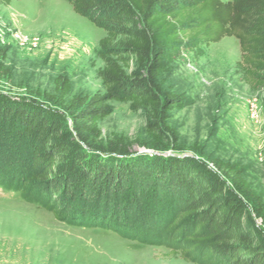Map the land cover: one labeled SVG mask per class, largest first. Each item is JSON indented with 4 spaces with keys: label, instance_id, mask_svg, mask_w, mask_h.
Wrapping results in <instances>:
<instances>
[{
    "label": "rangeland",
    "instance_id": "obj_1",
    "mask_svg": "<svg viewBox=\"0 0 264 264\" xmlns=\"http://www.w3.org/2000/svg\"><path fill=\"white\" fill-rule=\"evenodd\" d=\"M104 35L66 0L0 4V264H200L156 240L157 215L167 200L155 194V186L140 204L130 197L85 202L74 184L72 194L60 197L47 184L23 185L31 145L21 121L2 112L42 109L72 130L70 99L104 91L98 55ZM240 56L237 39L225 36L186 48L162 75L163 90L183 104L168 114L177 140L168 136L167 154L147 146L145 115L128 101L109 102V114L98 121L101 147L121 143L120 150L100 154L113 161L191 158L213 171L215 161L239 164L262 207L257 215L259 203L242 197L247 223L264 240V87L254 90L243 81ZM57 78L69 86L64 102L55 100ZM167 186L158 179V193L165 196L161 189ZM47 204L69 209L58 218Z\"/></svg>",
    "mask_w": 264,
    "mask_h": 264
},
{
    "label": "trees",
    "instance_id": "obj_2",
    "mask_svg": "<svg viewBox=\"0 0 264 264\" xmlns=\"http://www.w3.org/2000/svg\"><path fill=\"white\" fill-rule=\"evenodd\" d=\"M66 1L74 13L105 30L98 43L104 91L70 99L72 130L42 109L2 112L21 121L31 145L30 170L23 185L47 184L60 197L72 194L74 184L85 202L93 196L106 202L130 197L140 204L147 203L146 191L155 186V194L167 200L157 215L156 240L176 248L174 254L200 264H264V240L247 223L242 200L252 196L259 203L255 213L262 215L260 196L250 191L243 167L215 161L213 171L194 159L175 157L113 161L100 153L118 151L121 143L111 141L107 149L101 147L98 127L110 112L109 102L128 101L145 115L147 146L165 151L168 136L177 140L168 114L183 104L180 97L163 90L162 75L186 48L197 50L225 36L238 41L237 66L243 81L251 89L263 88L264 0ZM56 89L55 100L62 102L69 86L57 78ZM158 179L168 185L161 189L165 196L158 193ZM47 206L58 218L69 209Z\"/></svg>",
    "mask_w": 264,
    "mask_h": 264
},
{
    "label": "built area",
    "instance_id": "obj_3",
    "mask_svg": "<svg viewBox=\"0 0 264 264\" xmlns=\"http://www.w3.org/2000/svg\"><path fill=\"white\" fill-rule=\"evenodd\" d=\"M251 110L253 111V110H255V107H254V105H252L251 106ZM254 112V111H253Z\"/></svg>",
    "mask_w": 264,
    "mask_h": 264
},
{
    "label": "water",
    "instance_id": "obj_4",
    "mask_svg": "<svg viewBox=\"0 0 264 264\" xmlns=\"http://www.w3.org/2000/svg\"><path fill=\"white\" fill-rule=\"evenodd\" d=\"M153 151V150H152ZM156 153H162V152H156ZM164 154H167V152H163Z\"/></svg>",
    "mask_w": 264,
    "mask_h": 264
}]
</instances>
